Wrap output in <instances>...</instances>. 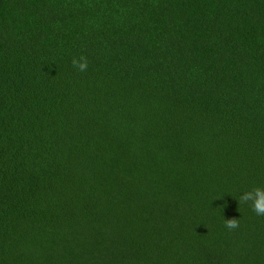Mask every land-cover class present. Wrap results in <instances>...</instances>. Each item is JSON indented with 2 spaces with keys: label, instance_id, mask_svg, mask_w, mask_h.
Segmentation results:
<instances>
[{
  "label": "trees",
  "instance_id": "trees-1",
  "mask_svg": "<svg viewBox=\"0 0 264 264\" xmlns=\"http://www.w3.org/2000/svg\"><path fill=\"white\" fill-rule=\"evenodd\" d=\"M255 187L264 0H0V264H264Z\"/></svg>",
  "mask_w": 264,
  "mask_h": 264
},
{
  "label": "clouds",
  "instance_id": "clouds-1",
  "mask_svg": "<svg viewBox=\"0 0 264 264\" xmlns=\"http://www.w3.org/2000/svg\"><path fill=\"white\" fill-rule=\"evenodd\" d=\"M73 67L81 72H85L88 68V60L86 57L73 58ZM239 203L251 204L253 212L257 216H264V187H255L253 190L245 192L239 197ZM225 227L229 230H236L240 227L237 218L225 219Z\"/></svg>",
  "mask_w": 264,
  "mask_h": 264
}]
</instances>
